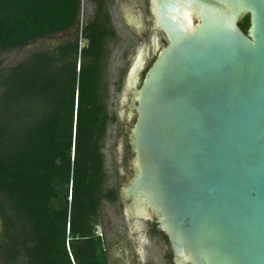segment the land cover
Masks as SVG:
<instances>
[{"label":"water","instance_id":"1","mask_svg":"<svg viewBox=\"0 0 264 264\" xmlns=\"http://www.w3.org/2000/svg\"><path fill=\"white\" fill-rule=\"evenodd\" d=\"M149 12L123 96L131 172L118 173L137 252L139 218L166 235L172 264H264V0H149ZM125 16L141 35L135 8Z\"/></svg>","mask_w":264,"mask_h":264},{"label":"trees","instance_id":"2","mask_svg":"<svg viewBox=\"0 0 264 264\" xmlns=\"http://www.w3.org/2000/svg\"><path fill=\"white\" fill-rule=\"evenodd\" d=\"M89 1L72 38L11 66L0 59V264L109 263L98 229L101 201L120 203L103 153L118 123L107 72L119 39L114 0ZM81 15L82 0H0V56L79 28Z\"/></svg>","mask_w":264,"mask_h":264},{"label":"rangeland","instance_id":"3","mask_svg":"<svg viewBox=\"0 0 264 264\" xmlns=\"http://www.w3.org/2000/svg\"><path fill=\"white\" fill-rule=\"evenodd\" d=\"M110 8V15L112 24L118 35V43L111 47V53L108 64L107 79L109 82V111L111 114L118 115V123L111 124L108 128V134L105 141L103 153L105 155V167L108 173L107 186L111 187L115 183L121 186L125 180L123 176H114L115 170L127 174L126 165L122 162L125 157V148L121 142L120 133L123 128L128 129L130 133L134 125L136 113L133 112L128 116V104L130 96L124 100V88L132 62L141 47L150 39V23L144 22L143 16L147 11L146 5L148 0H123L122 12H130L131 8H135V15L143 21L144 34L143 38H139L128 28L122 18L121 13L117 7L116 2ZM93 5L89 0H82V15L81 20L85 22L92 16ZM78 33L76 28L68 31L56 33L54 35L36 38L29 41L24 46L3 53L0 59L3 61L2 68L14 65L30 54L37 51L50 49L57 44L64 42ZM159 36V48L166 45V41L162 33ZM152 58L147 64L143 66L142 75L137 83L139 88L143 73L152 64ZM128 139V137H127ZM133 155L128 157V161L132 159ZM131 165V164H130ZM123 179V180H122ZM120 204V203H119ZM118 203L110 204L106 200L101 201L100 205V219L99 232L105 236V246L108 251V264H170L164 255L167 249L162 246L161 241L155 235L147 234L146 230L149 226V221L143 219H136L137 224L142 229H135L139 239L141 253L137 252L134 233L129 229V222L122 215L120 205ZM150 224V223H149ZM1 232V230H0ZM1 239V237H0Z\"/></svg>","mask_w":264,"mask_h":264},{"label":"flooded vegetation","instance_id":"4","mask_svg":"<svg viewBox=\"0 0 264 264\" xmlns=\"http://www.w3.org/2000/svg\"><path fill=\"white\" fill-rule=\"evenodd\" d=\"M122 1L123 0H119V1H117L116 2V4H117V7H118V9H119V11H120V13H121V18H122V20H123V22H124V24L128 27V28H130V30L135 34V31H134V29L132 28V27H130L127 23H126V16H125V13H123L122 11ZM146 8H147V11H146V13L144 14V16H143V19H144V22H147V23H150V22H148L147 21V19L150 17V12H149V0L147 1V5H146ZM142 22V25H143V30H142V33H141V35L139 36V38H143V34H144V24H143V21H141ZM151 24V23H150ZM71 30V29H70ZM160 41V40H159ZM149 54H150V51H149ZM148 54V55H149ZM154 61V60H153ZM150 67V66H149ZM130 69V68H129ZM148 69V68H147ZM141 80H142V78H141ZM125 129V128H124ZM126 131L128 130V129H125ZM127 137H128V135H123V129H122V131H121V133H120V138H121V142H122V144H123V146H124V148H125V154H124V158H123V160H122V162H124V164L126 165V169H127V174H130V172H131V169H130V160L128 161V157L129 156H131L132 155V153L130 152V150H129V147H128V149L126 148L127 147V145H128V141H127ZM123 179L125 180L126 179V177H123ZM122 179V180H123ZM120 204H121V211H122V215H123V203L121 202V200H120ZM123 219H124V215H123ZM149 221V223H148V225L147 226H149L148 227V229L146 230V233H145V236L147 235V234H151V235H155V237H157L158 239H159V241H161V244H162V246L165 248V250L167 249V253L164 255V258H166L167 259V261L170 263V264H172V253H171V249H170V245H169V242H168V239L167 238H165V235L163 234V233H159V232H157L156 231V225H155V223H154V221H151V220H148ZM0 230H2V228H1V222H0ZM2 233V231L0 232V234ZM133 243H135L134 241H133Z\"/></svg>","mask_w":264,"mask_h":264},{"label":"bare ground","instance_id":"5","mask_svg":"<svg viewBox=\"0 0 264 264\" xmlns=\"http://www.w3.org/2000/svg\"><path fill=\"white\" fill-rule=\"evenodd\" d=\"M184 13H185V20H186V22H191L190 21L191 20V18H190V14H191L190 10H184Z\"/></svg>","mask_w":264,"mask_h":264},{"label":"built area","instance_id":"6","mask_svg":"<svg viewBox=\"0 0 264 264\" xmlns=\"http://www.w3.org/2000/svg\"><path fill=\"white\" fill-rule=\"evenodd\" d=\"M83 42V41H82ZM82 42H81V44H82Z\"/></svg>","mask_w":264,"mask_h":264}]
</instances>
